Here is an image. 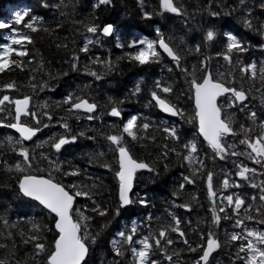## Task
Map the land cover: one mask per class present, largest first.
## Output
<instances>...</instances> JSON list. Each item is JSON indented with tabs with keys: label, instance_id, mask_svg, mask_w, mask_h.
<instances>
[{
	"label": "snow or ice",
	"instance_id": "6c2138e0",
	"mask_svg": "<svg viewBox=\"0 0 264 264\" xmlns=\"http://www.w3.org/2000/svg\"><path fill=\"white\" fill-rule=\"evenodd\" d=\"M111 4L112 0H94L91 7L95 10ZM137 4L146 22L154 16L165 21L174 17L188 27L194 19L182 0H157L155 8L145 0H137ZM41 6L61 7L49 5L48 0H41ZM217 6L225 16L238 14V22L259 36V41L245 40L231 29L221 32L223 21L218 28L215 19H202L193 30L194 37L185 33L178 42L160 26L154 27L155 37L150 39L122 30L114 22L100 23L94 15L71 22L75 33L83 37L81 46L72 41L71 55L65 60L72 71H81L80 54L87 57L84 75L95 81L114 73L121 62L141 70L167 69L183 81L179 96L187 93L190 106L185 109L174 103L170 97L176 82L159 77L148 89L150 99L145 106L178 118L180 123L156 122L123 112L125 99L142 93L140 81L125 97L108 96L103 105L85 91L88 85L67 91L50 105L33 103L31 94L14 95L19 92L15 80L0 84V129L12 130L0 137V176L4 178L0 188H10L13 194L12 201L0 203V264H91L93 250L103 239L106 226L112 224L107 220L94 229L95 218L109 216L118 223L123 218V224L111 232L103 264H212L222 249L227 250V264H264V227H256L264 226V115L252 103L259 100L264 111V20L254 13L256 8L264 13V0H233L230 5ZM220 14L209 9L213 18ZM62 26L45 25L44 18L28 8L12 12L10 21H0V29L8 30L0 40V74L27 70V87L33 92L37 87L49 88L43 76L58 77L45 71L43 59L37 60L29 45H35L33 34L52 36ZM105 44L114 45L120 54L113 59L109 48L105 49L107 55H89L92 48ZM54 45L66 54L69 51L67 42L56 40ZM253 50L260 53L259 60ZM36 73L42 74L39 83ZM102 116L110 118L107 128L74 132L70 123V118L95 122ZM183 124L191 125L190 136L182 131ZM56 126L63 131L38 137L42 130ZM80 138L101 149L85 155L89 164L95 161L112 174L111 203L97 200L95 180L92 184L79 179L65 182V177L82 175L74 157L60 159L65 146ZM137 146H155V161L138 157ZM108 153L110 160L105 159ZM173 157L187 174H182L171 193V209L192 210L191 202H176L186 185L199 182L206 191L208 216L197 217L195 226L174 210L166 209L162 217L149 212L143 218L136 211L137 206L143 212L151 204L146 195L135 191L139 177L145 172L159 176L160 165L167 171ZM247 190H252L251 195ZM77 198L90 203L81 205ZM190 201L199 203L196 194ZM29 210H33L31 215ZM222 222L231 224L224 229L223 240ZM185 253L188 255L182 259Z\"/></svg>",
	"mask_w": 264,
	"mask_h": 264
},
{
	"label": "trees",
	"instance_id": "16d2710c",
	"mask_svg": "<svg viewBox=\"0 0 264 264\" xmlns=\"http://www.w3.org/2000/svg\"><path fill=\"white\" fill-rule=\"evenodd\" d=\"M93 2L94 0H48L49 5H61L60 9L57 10L53 7H42L41 0H0V21H10V9L17 11L28 8L31 10L32 14L42 16L45 25L52 28H55L56 23H61L63 25L61 29L54 31L52 36H48L43 32L33 34L35 45H29V49L36 56V59H43L45 63V71L51 72L54 77H58L57 79H49L47 76H43V79L48 81L49 88L41 90L37 87L33 92L27 87V70H25V72L17 70L15 72L0 74V84L15 80L19 86V92L13 93L14 95L31 94L33 97V103L46 101L50 105L52 101L61 99L67 91L75 89L78 86L84 88L85 85H88V89H85V91L88 92L90 96L95 97L99 103L103 105L108 96L116 98L125 97V94L135 87L137 81H140L143 86L142 93H138L135 97L126 98L124 105L121 106L123 112L125 114H139L141 118H148L150 120H155L156 122L166 120L169 124H172L173 122L180 123L178 118L166 117L159 113L156 108L145 106L150 99L148 89L152 85V81L158 77L166 81L171 79L176 82V91L170 97L174 103L183 105L185 109L190 106L187 93L183 96H179L180 92L184 90L183 81L178 79L177 74L168 73L167 69H162L160 66H154L149 70H141L140 68L133 67L126 62H121L114 73L104 76L101 81H95L92 77L84 75L83 65L87 63V57L84 54H80L81 71H72L70 65L65 63V60L71 55V50L73 48L72 41L75 40L77 46L83 44V37L78 36L75 33V26L71 23L73 18L82 19L85 16L94 15L100 23H103L104 21L114 22L118 26H121L122 30L125 28L130 29L131 32L138 37L146 36L150 39L155 37L154 27L160 26L166 35L172 33L177 37V42L179 37L185 33H187L189 37H194L193 30L199 28L202 19H215L218 28L220 27V22L223 21V27L220 28L221 32L225 29H231L238 37L250 40L253 43L260 39L259 36L247 31L242 24L238 22V14L225 16L224 11L217 6L218 3L230 5L233 0H182L183 4L188 9L189 16L194 17V19H190L188 27H185L181 19L174 17L165 21L160 17L154 16L152 20L147 22L144 21L141 18L140 7L137 4V0H112L110 6H100L95 10L91 7ZM145 3L146 5H151L152 8H155L157 0H145ZM64 5H67V7L65 8ZM209 9L220 12V16L216 18L211 17L209 15ZM149 10H151V8ZM61 12H65L66 15L61 16ZM254 13L256 17L264 20V13H262L260 9H254ZM7 33V29H0V40H2ZM65 37H67V41H64ZM56 40L68 43L69 51L67 54L64 50H58L55 47L54 41ZM109 48L112 52V58L115 59V56L120 54V50L115 49L114 45L110 44H105L103 47L95 46L92 48L89 55H107L108 53L105 49ZM253 54L257 60L260 59V53L257 50H253ZM33 67H35V64ZM61 73H67V75H61ZM36 76L38 78L37 82L39 83L42 74L36 73ZM178 96L179 100L177 101ZM252 103L255 105L257 112L264 115L259 100H254ZM52 109L55 111L54 105L52 106ZM97 114L102 115V112H98ZM109 122L110 118L106 116H102V120H97L95 122L83 119L81 121H76L74 118H70V123L74 132L81 128H107ZM11 131L12 130L9 129H0V137L10 134ZM62 131V129H59V127L56 126L42 130V132L38 134V137L44 139L53 132L59 133ZM182 131H186L190 136L192 132L191 125L183 124ZM87 134L92 135L94 133L88 132ZM99 143H103V141L99 140ZM93 150L97 152L101 151L99 147L86 138L78 139L74 145L65 146V150L62 151L60 159H73L74 157L75 159L73 160V163L78 165L82 170V175L80 177H65V182L70 183L74 179H79L86 181L88 184H92L95 180L98 185L97 200L101 203H104L105 201L111 203V197L114 196L112 174L106 169L100 167L99 163L95 161L91 164L88 163L85 154ZM104 151H106V149H104ZM136 155L153 162L157 155V148L155 146H150L148 148H140L137 146ZM105 159L110 160L111 154L108 153ZM248 163L250 167L253 166L251 165V162ZM227 167L231 169L232 164L229 162ZM182 174H187L186 168L181 167L180 162L173 157L169 162V168L167 171L163 169L162 164L160 165L159 176L153 177L146 172L143 176H140L136 183L135 191L140 192L142 195H146L151 204L143 212H139V206H137L136 211L138 216L143 218L151 212L153 216L162 217L165 214L166 209L174 210L182 220L185 218L191 219L193 226L196 224L197 217L208 216L206 191L204 190L203 185L199 182L196 185H186V189L181 192L180 197L176 199L177 203L191 202L192 210L190 212H186L184 209H171V203L174 199L171 193L175 190L176 185L182 179ZM89 177H91V179H88ZM222 178L223 177H221V179ZM3 179L4 178L0 176V181H3ZM244 187L246 189V186ZM226 191H232V189ZM247 191L248 195H251L252 190ZM192 194L197 195L199 203L190 201ZM12 196L13 194L10 188H0V203L12 201ZM77 200L81 205L84 203H90L82 198H77ZM35 211L38 213V210ZM32 212L33 210H29L30 215ZM107 220H112V224L106 226L103 239H101L100 243L93 250L90 258L91 264H103V257L108 252L107 240L111 238V232L114 231L116 227L122 226L123 224V218H121L118 223L116 219L111 216L105 218L96 217L93 228L95 229L101 223H106ZM137 222L139 223V220H137ZM201 227L204 228L205 232L207 231L203 225H201ZM256 227L264 226L256 225ZM184 228L187 229V225H184ZM225 228L230 229L231 224L229 222H222V240L224 239L223 231ZM191 239H195V237H191ZM226 251V249L218 251L212 259V264H227L228 256L226 255ZM187 255L188 254L185 253L182 259Z\"/></svg>",
	"mask_w": 264,
	"mask_h": 264
},
{
	"label": "water",
	"instance_id": "95a60500",
	"mask_svg": "<svg viewBox=\"0 0 264 264\" xmlns=\"http://www.w3.org/2000/svg\"><path fill=\"white\" fill-rule=\"evenodd\" d=\"M157 110H158V112L161 113L162 115L167 116V117H170V116H168L167 114L160 112L159 109H157ZM171 118H174V117H171Z\"/></svg>",
	"mask_w": 264,
	"mask_h": 264
},
{
	"label": "rangeland",
	"instance_id": "374dc122",
	"mask_svg": "<svg viewBox=\"0 0 264 264\" xmlns=\"http://www.w3.org/2000/svg\"><path fill=\"white\" fill-rule=\"evenodd\" d=\"M9 12L12 14V12H14V10H9Z\"/></svg>",
	"mask_w": 264,
	"mask_h": 264
}]
</instances>
